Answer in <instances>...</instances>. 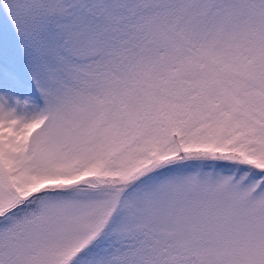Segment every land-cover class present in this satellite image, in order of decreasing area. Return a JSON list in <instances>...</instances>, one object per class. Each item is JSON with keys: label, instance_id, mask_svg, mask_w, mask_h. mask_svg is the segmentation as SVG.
<instances>
[{"label": "snow or ice", "instance_id": "6c2138e0", "mask_svg": "<svg viewBox=\"0 0 264 264\" xmlns=\"http://www.w3.org/2000/svg\"><path fill=\"white\" fill-rule=\"evenodd\" d=\"M0 264H264V0H0Z\"/></svg>", "mask_w": 264, "mask_h": 264}]
</instances>
